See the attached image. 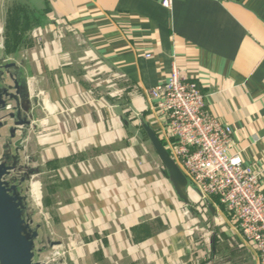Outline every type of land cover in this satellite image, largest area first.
I'll use <instances>...</instances> for the list:
<instances>
[{"label": "crops", "instance_id": "crops-1", "mask_svg": "<svg viewBox=\"0 0 264 264\" xmlns=\"http://www.w3.org/2000/svg\"><path fill=\"white\" fill-rule=\"evenodd\" d=\"M20 1L0 0V27ZM28 1L43 17L33 30L49 31L40 40L29 33L15 55L1 40L31 122L23 150L15 147L20 130L10 146L42 168L32 174L37 183L59 169L43 228L63 241L66 263L261 264L217 197L206 207L194 191L190 205L180 199L141 121L168 146L150 91L177 67L232 128L230 154L264 190V0H174L171 9L162 0ZM1 132L6 140L8 129Z\"/></svg>", "mask_w": 264, "mask_h": 264}, {"label": "built area", "instance_id": "built-area-1", "mask_svg": "<svg viewBox=\"0 0 264 264\" xmlns=\"http://www.w3.org/2000/svg\"><path fill=\"white\" fill-rule=\"evenodd\" d=\"M173 3L162 0L168 9ZM48 31L37 27L32 36L40 40ZM112 93L118 95L119 91ZM150 93L155 109L167 120V148L187 175L192 191L199 194L204 206L212 197L219 199L246 239L255 245L264 264V190L259 174L245 165L238 153L230 154L232 128L208 112L198 82L177 67L169 80Z\"/></svg>", "mask_w": 264, "mask_h": 264}, {"label": "water", "instance_id": "water-1", "mask_svg": "<svg viewBox=\"0 0 264 264\" xmlns=\"http://www.w3.org/2000/svg\"><path fill=\"white\" fill-rule=\"evenodd\" d=\"M14 67L15 63L9 62L5 56L0 57V139L3 137L2 129L7 128L9 134L5 145H2L3 153L0 154V262L1 264H48L36 259V242L42 224L34 223L33 208H28L27 196L22 194L21 189L27 172L18 171L17 164L21 158L17 150H23L25 128L31 122L27 115H23L18 103L20 84L12 71ZM141 124L160 157L165 174L175 192L184 203L190 205L192 184L187 175L150 123L142 120ZM19 130L21 138L15 142L17 150L13 152L10 138H15ZM30 173L33 171H29L28 174ZM30 186V194H34L33 185ZM49 240L52 244L60 243L50 237Z\"/></svg>", "mask_w": 264, "mask_h": 264}, {"label": "rangeland", "instance_id": "rangeland-1", "mask_svg": "<svg viewBox=\"0 0 264 264\" xmlns=\"http://www.w3.org/2000/svg\"><path fill=\"white\" fill-rule=\"evenodd\" d=\"M0 38L5 43V29L3 27H0ZM30 44V42L28 43ZM116 90L112 91L115 92ZM5 132V130H4ZM8 133V132H7ZM3 138V137H2ZM1 138V139H2ZM4 139L0 140V145L4 143ZM3 153V149H1L0 154ZM13 153V152H12ZM23 160L18 162V171L21 173H25V177L26 180L23 182L22 184V194L26 195V199H27V203H28V208H33L34 214L32 215V219L34 221V223H41L42 226V240H37L36 242V259L40 260V261H45L48 264H67L66 263V258L65 256L68 255L67 253V248L65 247L64 249L62 248V246H60L62 244L63 241H59L61 243H54L52 244V242L49 240V237L47 236L49 234V231L43 227H46V223L50 220H52V215L48 213L47 210V201L49 200L47 197L50 194H47V190H49V192L51 193L52 191H54L55 189H58L62 184V181L60 180V178L58 177V172L57 170H59L57 167H52L54 168L53 170L55 171L53 173V176L50 181H47V184H45L44 182H39L37 183V181H33L32 179V174L33 173H29V171H36V172H41L42 168H31L30 166L26 165V154L23 155V157H21ZM24 161V162H23ZM23 176V175H22ZM29 176V178H28ZM57 176V177H56ZM56 177V178H55ZM49 183V184H48ZM33 185V192L34 194H30L31 191V186ZM51 201V200H50ZM201 214L206 213L203 211H200ZM40 231V232H41ZM48 237V238H46ZM58 241V240H56ZM55 241V242H56ZM42 250V251H41Z\"/></svg>", "mask_w": 264, "mask_h": 264}, {"label": "trees", "instance_id": "trees-1", "mask_svg": "<svg viewBox=\"0 0 264 264\" xmlns=\"http://www.w3.org/2000/svg\"><path fill=\"white\" fill-rule=\"evenodd\" d=\"M27 0L9 7L5 23V49L8 54H17L29 40L34 26L41 25L43 17Z\"/></svg>", "mask_w": 264, "mask_h": 264}]
</instances>
